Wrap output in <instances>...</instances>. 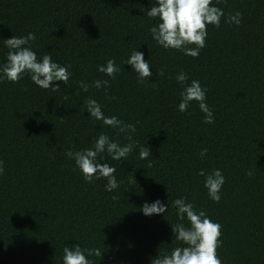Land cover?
<instances>
[{
  "label": "trees",
  "instance_id": "1",
  "mask_svg": "<svg viewBox=\"0 0 264 264\" xmlns=\"http://www.w3.org/2000/svg\"><path fill=\"white\" fill-rule=\"evenodd\" d=\"M156 2L0 0V66L7 62L5 39L34 33L29 46L38 58L50 53L72 73L67 86L54 82L58 91L38 87L27 73L19 83L0 82V264H63V248L78 244L100 249L102 258L88 257L93 264H151L179 244L171 225L180 222L172 207L180 197L222 226L223 264H264V0H213L225 15L219 28L207 26L196 58L152 39L159 20L146 13ZM237 11L241 23H226ZM133 49L153 73L144 83L124 64ZM109 59L121 69L115 79L98 71ZM180 72L189 77L185 85L195 79L207 89L213 123H204L195 101L178 110ZM95 80L110 87L97 89ZM88 98L105 116L136 127L130 135L138 145L127 160L97 157L116 168L119 187L112 192L106 179L86 182L65 155L92 148L102 132L129 143L90 117ZM140 146L149 147L148 159L139 158ZM213 169L225 179L218 203L198 175ZM157 200L167 212L144 215L142 206Z\"/></svg>",
  "mask_w": 264,
  "mask_h": 264
},
{
  "label": "clouds",
  "instance_id": "2",
  "mask_svg": "<svg viewBox=\"0 0 264 264\" xmlns=\"http://www.w3.org/2000/svg\"><path fill=\"white\" fill-rule=\"evenodd\" d=\"M219 2L220 0H217V3ZM146 15L149 18H158L159 20V23L150 28L152 39L157 45L166 50L182 51L185 55L196 58L199 56L200 50L206 47L207 26L213 25L219 28L221 18L225 14L221 8L213 5V0H157L156 5L152 6ZM241 19L242 14L237 11L235 15L228 14L225 22L239 25ZM34 40V33H29L23 37L13 36L5 39V46L9 51L6 58L7 62L0 66V82L7 80L19 83L27 73L38 87L45 90L58 91L59 85L54 86L56 81H62L67 86L72 75L68 70L71 66H61L54 62L50 53H45L42 58H38L37 53L29 46V42ZM124 64L131 65L140 83L149 80L153 75L148 60H145L144 54L136 51V49L131 51ZM98 71L115 79L121 69L117 66L115 59H109L106 65L99 66ZM156 73L158 76H164L163 69ZM188 79V75L184 72H180L176 76V80L184 86V90L180 93L181 101L178 110L187 111L190 103L195 101L200 110L205 113L204 123H213V112L205 102L207 89L195 79L189 85H185ZM92 86L97 89L101 87L107 89L110 84L108 80H95ZM89 87L90 85L87 83L79 82V88L84 92H87ZM105 94L107 95V92ZM67 98L66 96L65 99ZM84 108L90 113L91 118L102 121L104 125L113 129H118L117 135L124 133L129 143L121 145L119 141L111 140L107 134L102 132L92 148L81 151L69 149L65 155L75 161L86 182L91 183L101 178L106 179L105 191L112 192L119 187L114 175L116 168L107 163L97 162V157L101 153L107 152L112 160H127L138 145V142H132L130 135L136 131V127L134 124L124 123L116 116H105L102 105L95 99H86ZM207 151L206 148L202 149L199 155L203 157ZM150 155L149 147H139L140 159L146 160ZM101 159L103 158L101 157ZM3 165L4 162L0 160V175L4 172ZM151 166L152 164L149 162L148 167ZM247 174L252 175L251 172ZM198 175L205 176L204 187L207 189L209 197L218 203L221 199L220 191L225 183L222 171L213 169L211 173L206 174L204 170H201ZM112 198L117 199L115 196ZM172 207L177 210L176 214L180 221L171 225L175 236L174 241L179 242V244L170 253H159L157 257L151 260V264H223L217 251L222 245L220 239L222 226L213 222L203 209H197L193 203L187 202V197L175 199ZM167 210L168 208L159 200L152 204L145 203L142 206V212L146 216L159 215L166 213ZM185 219L188 221L187 226L183 223ZM72 248L73 250H69L68 246L63 248V264H93V261L88 257L102 258V252L98 248L82 249L80 244L73 245Z\"/></svg>",
  "mask_w": 264,
  "mask_h": 264
}]
</instances>
